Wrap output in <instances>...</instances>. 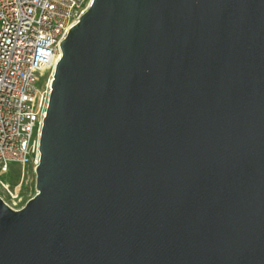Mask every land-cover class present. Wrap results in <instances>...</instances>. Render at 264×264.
Listing matches in <instances>:
<instances>
[{
  "label": "water",
  "instance_id": "95a60500",
  "mask_svg": "<svg viewBox=\"0 0 264 264\" xmlns=\"http://www.w3.org/2000/svg\"><path fill=\"white\" fill-rule=\"evenodd\" d=\"M58 47L0 264H264V0H93Z\"/></svg>",
  "mask_w": 264,
  "mask_h": 264
},
{
  "label": "built area",
  "instance_id": "2783aa9c",
  "mask_svg": "<svg viewBox=\"0 0 264 264\" xmlns=\"http://www.w3.org/2000/svg\"><path fill=\"white\" fill-rule=\"evenodd\" d=\"M92 1L0 0V175L38 165L58 46Z\"/></svg>",
  "mask_w": 264,
  "mask_h": 264
},
{
  "label": "rangeland",
  "instance_id": "374dc122",
  "mask_svg": "<svg viewBox=\"0 0 264 264\" xmlns=\"http://www.w3.org/2000/svg\"><path fill=\"white\" fill-rule=\"evenodd\" d=\"M44 79L38 84L43 87ZM36 194L34 167L29 165L23 169L11 164L9 172L0 175V199L11 209L20 210Z\"/></svg>",
  "mask_w": 264,
  "mask_h": 264
},
{
  "label": "bare ground",
  "instance_id": "6f19581e",
  "mask_svg": "<svg viewBox=\"0 0 264 264\" xmlns=\"http://www.w3.org/2000/svg\"><path fill=\"white\" fill-rule=\"evenodd\" d=\"M50 80H51V78H50Z\"/></svg>",
  "mask_w": 264,
  "mask_h": 264
}]
</instances>
